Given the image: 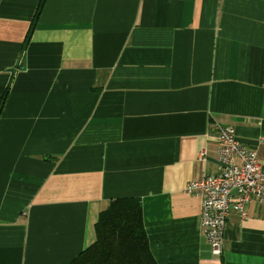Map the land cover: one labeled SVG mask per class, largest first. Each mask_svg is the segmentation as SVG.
Segmentation results:
<instances>
[{
  "label": "crops",
  "instance_id": "obj_1",
  "mask_svg": "<svg viewBox=\"0 0 264 264\" xmlns=\"http://www.w3.org/2000/svg\"><path fill=\"white\" fill-rule=\"evenodd\" d=\"M6 89L0 264H69L119 197L156 264H264V201L215 257L185 191L218 172L215 122L264 162V0H0Z\"/></svg>",
  "mask_w": 264,
  "mask_h": 264
},
{
  "label": "built area",
  "instance_id": "obj_2",
  "mask_svg": "<svg viewBox=\"0 0 264 264\" xmlns=\"http://www.w3.org/2000/svg\"><path fill=\"white\" fill-rule=\"evenodd\" d=\"M213 129L219 143L218 172L189 181L185 191L199 197L200 226L207 237L211 254L220 257L230 209L244 214L245 203L252 199L264 201V162L240 144L232 125L215 122Z\"/></svg>",
  "mask_w": 264,
  "mask_h": 264
},
{
  "label": "trees",
  "instance_id": "obj_3",
  "mask_svg": "<svg viewBox=\"0 0 264 264\" xmlns=\"http://www.w3.org/2000/svg\"><path fill=\"white\" fill-rule=\"evenodd\" d=\"M7 91L1 96L0 110ZM93 235V241L69 264H156L149 250L138 197L112 199L98 213Z\"/></svg>",
  "mask_w": 264,
  "mask_h": 264
}]
</instances>
